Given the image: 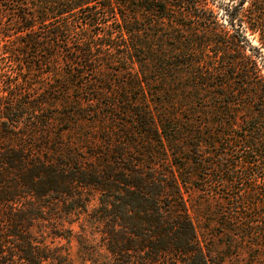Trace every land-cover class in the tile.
Listing matches in <instances>:
<instances>
[{
  "label": "trees",
  "instance_id": "obj_1",
  "mask_svg": "<svg viewBox=\"0 0 264 264\" xmlns=\"http://www.w3.org/2000/svg\"><path fill=\"white\" fill-rule=\"evenodd\" d=\"M0 24L17 40L0 53L55 88L93 62L128 74L116 102L93 109L106 123L93 147L63 135L84 116L78 95L50 111L5 100L21 78L0 91V264H67L72 239L95 264H222L224 231L196 224L188 197L264 195V0H0ZM236 203L215 224L233 238L251 217Z\"/></svg>",
  "mask_w": 264,
  "mask_h": 264
},
{
  "label": "rangeland",
  "instance_id": "obj_2",
  "mask_svg": "<svg viewBox=\"0 0 264 264\" xmlns=\"http://www.w3.org/2000/svg\"><path fill=\"white\" fill-rule=\"evenodd\" d=\"M94 10L101 15L104 13V10L102 8H95ZM82 16H84L83 13L78 14L74 17L75 21H73V26L76 29H79L81 26H83V24L78 21ZM108 22H111V20L106 21L105 23ZM6 23L7 21H5V24ZM103 26H105V24H99L97 25V28L103 29ZM14 27L15 26L12 25L11 28ZM14 35L15 34H13L12 36ZM12 36L8 38L0 37V44H4L5 48H7V46H15L14 44L17 42V40L13 39ZM248 37H250V41L252 44H258L255 34L248 35ZM70 41L72 42L71 46H78L77 44H79V36L73 33L72 36H70ZM65 49L69 51H63V53H61L60 60L63 62V69L67 71L71 69L73 62L66 61L65 55L66 53H69L68 56L73 57V54L71 53L67 45L65 46ZM262 51L264 52V49H262ZM14 58L15 57L13 55L0 53V72H2V75H0V91L10 89L8 85L9 82L13 84L16 83L20 78L24 80L17 86L16 90L15 88L10 90V92H12V95H8L5 100L8 101L12 98H18V100L30 101L36 104L41 100H46L49 104L53 105L47 106L45 104H41L37 106L43 110L48 109L50 111H55L60 108H65L62 107L63 105L69 107L68 102L71 101V97L73 95H78L81 99H79L80 101H78L79 105H81V107L84 108L82 109L85 111L84 116L77 119L76 123L71 124L70 126L68 125L70 129L64 131L63 135L65 136V138L75 142L83 140V144L81 145L93 147V145L97 143V140L95 138V136H97L96 132L99 128H101V126L106 125L105 119L98 118L93 114V109L97 108L98 105H102L108 100L114 99V102H116L115 98L117 96V93L121 92L119 90V84L122 83L128 75L127 73H119L116 70L123 65L114 63L110 68L108 67L110 66V64L105 61L106 63L104 65L100 64V66L98 62H93V67L88 66V68L90 69L85 68V66L79 67L78 70L84 71V74L82 77L77 79V81L75 82L76 86L69 90L64 86H62L61 88L53 87L50 83L51 76L43 73V71L41 70L36 69L33 71H21L23 65L21 66L19 64H14ZM76 61L82 63L79 58H77ZM47 68L48 67H44L43 69L46 70ZM16 71L18 73H16ZM37 81L38 83H35ZM101 89H103L104 91H101ZM15 92H17V94H15ZM98 92H100L99 95ZM62 96L67 98L66 104L64 103V101H60V103H62L60 105L48 99V97L50 98ZM97 96L99 98V102H101L100 104L96 100ZM257 185H259V187L261 188H264V185L261 182H258ZM239 192V197H237L236 193ZM246 192L242 193L241 191L230 190L228 194L225 193V195L229 196L230 198L223 204L221 202L218 203L217 200L219 199L217 197H213L215 196L214 194L207 195L205 193H201V191L198 192L193 189L190 190L188 198H190L191 200V212H193L196 224H204L208 226V234L211 232L215 233L214 230L216 228L218 229L217 232L224 231L225 237L223 239L226 243L230 244L229 248L226 247V249H221L225 250V255L227 256L225 257L222 264H264V195L263 191L261 190H258V192L249 191L252 192L250 193L251 202H248L249 204L247 205L245 197H242L241 195L246 194ZM239 198L243 200V206H241V210H245L246 214L251 217L247 219L249 221H247L246 219L244 220L243 218L239 219L238 222L235 221V223L237 224L236 227L230 225L231 228H235L233 232L237 234L234 235L233 238L229 235L230 233L226 232L225 228L217 226L215 224L218 220L217 212L219 211L221 204L224 206V210L234 212L233 209L236 210L239 208L236 207L239 204L236 203V200H239ZM73 226L74 229H78V226L76 224H74ZM210 235L212 236V234ZM210 240L214 243H218V241H221V239H218V236H214ZM64 242V239L60 240V243ZM70 244L72 245L71 248H69L66 244L63 245L64 248H66L67 250L69 249V258L66 260L67 264H95L93 263V257L85 258L81 255V253L77 249V242L75 239H72ZM218 250L220 249L218 248ZM43 264L53 263L44 262Z\"/></svg>",
  "mask_w": 264,
  "mask_h": 264
}]
</instances>
